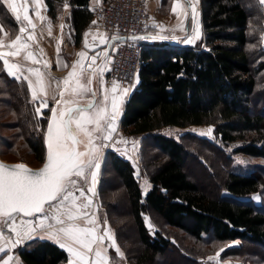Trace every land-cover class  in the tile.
<instances>
[{"label":"trees","instance_id":"trees-1","mask_svg":"<svg viewBox=\"0 0 264 264\" xmlns=\"http://www.w3.org/2000/svg\"><path fill=\"white\" fill-rule=\"evenodd\" d=\"M45 2L53 20L64 4L70 6L66 16L78 46L92 24L91 0ZM262 17L257 0H201L204 46L202 41L195 46L154 41L143 48L138 79L126 98L120 123L129 134L150 140L158 152L144 145L140 150L150 187L143 193L133 164L117 150H107L108 161L105 159L103 167L119 178L120 197L127 202L130 225L117 210H110L102 186L104 171L100 182L102 204L115 239L131 264H201L195 256L210 239L240 240L239 246L226 247L224 253L233 251L242 256L244 252L246 258L252 254L251 260L256 262L249 261L252 264L264 261V104L256 108L253 100L254 96L264 100L257 93L264 80ZM3 28L12 36L17 32L15 20L0 0V32ZM0 80V157L6 159L4 151L14 153V140L21 138L42 163L53 101L40 108V102L32 100L26 81L8 75L2 61ZM9 114L13 115L10 119H3ZM201 125L213 126V140L187 130L178 137L165 132V128ZM2 127L14 129V135L2 134ZM188 149L194 150L198 165L212 171L213 161L221 166L214 193L202 189L185 166ZM236 154L261 160L248 162V169L234 159ZM146 213L190 235L194 244L185 247L161 227L152 233ZM120 219L123 223L118 222ZM125 229L134 230L139 241L136 250L131 248L132 254ZM18 255L21 264L68 262L67 252L49 239L27 240Z\"/></svg>","mask_w":264,"mask_h":264},{"label":"snow or ice","instance_id":"snow-or-ice-1","mask_svg":"<svg viewBox=\"0 0 264 264\" xmlns=\"http://www.w3.org/2000/svg\"><path fill=\"white\" fill-rule=\"evenodd\" d=\"M6 3L16 21L21 24L19 32L21 34L27 32V36L22 38V35H15V38L7 45L0 40V48L10 49L0 51V61L8 75L20 80L22 76L20 66L10 62L8 57L19 56L22 50L29 48L28 41L35 39L36 26L28 15L27 7L23 8L24 14L21 21V6L15 0H6ZM34 3L39 8L40 0H34ZM188 3L192 8V19L195 21L197 15L195 7L191 0H188ZM257 3L260 11L264 12V0H257ZM175 11L176 9L173 8V12ZM34 14L39 19H44L38 11ZM29 28L32 31H28ZM261 30L264 31V29ZM199 38L200 33L197 27L190 36L186 37L185 42L192 43ZM85 46L87 47V44ZM79 55L84 57L85 53L81 52ZM24 58L31 59L33 63H39L31 51H26ZM96 58V56L91 58L93 63ZM44 66L48 67L46 62ZM77 67L81 68L79 75L76 71ZM72 68V72L63 81L65 89H69V81L76 77L75 87L70 89L71 94L81 96L91 93L94 99L86 105H80L75 100L64 99V92L60 93V100L53 96L55 104L59 107L50 109L51 116L46 133L47 155L43 168L31 171L23 164L11 168L0 164V254H3L0 255V262L2 264H10L13 260V256L7 255L9 250L35 238L52 240L68 252L70 256L68 264H110L109 247L123 258L124 254L117 246L111 229L105 227L102 232H99L97 218L86 210L93 203L87 193L95 195L96 170L100 167V149L110 146L97 145L95 141L113 139L112 134L116 131V116L128 89L121 90L119 96H109L103 87V75L105 70L110 71V69L102 66L94 70L92 74L95 76L98 72L100 77L102 99L96 101L97 93L91 88L92 77H88L86 83H81L82 65L77 62ZM28 71L35 80L29 76H23V80L31 90L32 100L35 101L39 98L38 90L40 92L45 90L44 74L35 68H29ZM118 87V84L113 83L111 93H115ZM40 107H48V102L41 100ZM37 111L40 112V108H37ZM211 133L212 128L209 127L200 135L209 136ZM117 143L126 144L127 141L121 139ZM133 147L135 148V144ZM137 175H139L138 172ZM89 176L91 186L85 190L80 181L87 182ZM76 193H79V196ZM78 200L81 201L79 204ZM52 209H55V213H51ZM27 217L34 219H25ZM49 220H55L56 225L61 227L57 228L48 223ZM103 223L106 225L107 221ZM6 232L14 233L15 239L6 236ZM105 240L110 242L108 246L104 245ZM111 264H118V262L113 258Z\"/></svg>","mask_w":264,"mask_h":264},{"label":"rangeland","instance_id":"rangeland-1","mask_svg":"<svg viewBox=\"0 0 264 264\" xmlns=\"http://www.w3.org/2000/svg\"><path fill=\"white\" fill-rule=\"evenodd\" d=\"M95 1V0H94ZM107 1V0H104ZM174 1L175 0H161V5H157V10L152 9L154 5V0H146L147 6L152 14V21L151 23H153L154 25H156L155 29L153 28V24L151 26V28L149 30H157L159 32L161 31H168V32H181L184 31V33L178 37L175 38L172 34H169L167 37L168 40L170 41H174L175 44L177 45H197L199 43H201L204 46L203 43V37H204V33H203V26H202V20H201V0H191V3L194 5L195 10H196V19L195 21L192 19V8L189 7V3L188 0H181L183 7L180 8V10H177L173 13V8H174ZM245 2V1H244ZM70 11V6L68 4H64L61 9L58 11V16L56 18V20H53L52 17L50 16V14L48 13L49 17L51 18V22H52V27L55 29L54 31H56L57 36L51 38L52 42V54L50 57L46 56V60L50 61L48 63H50V65L46 68L50 69V74L53 76H55L54 78L49 76L51 81L54 82V87H56L57 90H64V87H61V82L62 80L66 77H68L70 71H69V66L72 64V61L74 60L77 51H79L80 49L83 48V42L84 40H89V38L91 37V35H93V33H101V29L99 28L98 25V21L93 18L92 19V24L87 27L85 29V31L83 32V36H82V41L81 43L77 46L74 44V39H73V32L71 31L72 27H71V23L69 20V17L66 16ZM48 12V11H47ZM178 12V14H177ZM168 15V16H167ZM166 17H169V22L166 21ZM93 21H95V23H93ZM156 24H155V23ZM158 22V23H157ZM166 24V25H165ZM60 25L62 27H60ZM198 27L199 33H200V38L195 40L192 43H188L185 42L186 37L190 36L193 33V30L196 29ZM59 29V30H57ZM8 32V37H3L2 34H7ZM65 36H67V41H66V45L64 44L65 42ZM264 37V32L263 35ZM12 38L11 32L10 31H6L3 30L0 32V40H3V42L5 40H8ZM87 42V41H86ZM46 42H44V40H40L38 46L41 45L42 48L45 47ZM262 46L264 48V38H262ZM56 53H54V51H56ZM104 52V50H103ZM102 52V54H100V59H103V62L100 66V68L102 66L109 68L110 65V54L105 55ZM59 56V57H58ZM65 61L68 65L67 70H66V74L63 77H60V75L55 74L53 72V68H57V67H62L65 65ZM107 62V64H106ZM54 64L56 65V67L54 66ZM100 65V64H99ZM98 65V66H99ZM99 68V69H100ZM78 71L81 72V68L77 67ZM107 71V70H105ZM86 69H83V76L81 78V83H86L88 75L86 73ZM46 73V75L48 74V72H44ZM98 75L97 78L98 80V87H99V97L97 101H100L102 99L101 96V86L99 83L100 77L99 74L97 72L96 76ZM138 79V78H137ZM103 80H104V76H103ZM1 81V80H0ZM76 77H73L70 81H69V89H71L72 87H75L74 83L76 84ZM58 82H59V86H58ZM137 82V81H136ZM135 83H132V85L126 86V87H119L117 88L115 93H111V89L105 87V83L103 85L104 89L107 90L109 96L111 95H116L119 96L121 90L123 89H128L127 95L123 98L124 102L120 105L119 107V112L118 115L116 116V120H115V127H116V131L112 134L113 139L111 141H103V140H96V144L97 145H110V146H106V147H101L100 149V158H99V164L100 167L97 171V178H96V183H95V195H93L92 193L88 192L87 195L91 198V200L93 201L91 207H89L86 211L92 215L94 214L95 217L97 218V226H98V230L99 232H102L103 229L105 227L110 228L112 234L115 237V232H114V228L112 227L111 223H110V216L106 211V206H104L102 204V199L100 196V182H101V176H102V172H105V176L106 179L102 182V186L103 189L106 190L104 191L105 194V198L107 199V203L110 207V210L112 211H116L119 214H121V218H123L124 220H126V224L130 225L131 221H128V215H129V211L126 208L127 202L126 200H123L122 197H120L122 195V193L119 190V178L117 177V175L110 170L106 165L105 168L104 167V162L105 159L106 161L107 157L106 153L107 150L109 149H113V150H117L118 152H120L123 156H125L126 158H128L131 163L133 164L134 168H135V173L137 175V172L139 173V175H137L138 180L140 182L141 188L143 193H145L147 191V189L150 187V181L148 179L147 173H146V168L143 167L141 159H140V150L142 145H144L145 147H147L151 152L154 153H158L157 150L155 148H153V146L151 145L150 140L147 139H142L141 135H133V134H129L128 132L124 131L121 127V116H122V112H123V108L125 105V101L127 96L129 95V93L131 92L132 88L135 86ZM59 90V92H60ZM31 91V90H30ZM257 93H261V96H264V80H261L258 87H257ZM58 92V93H59ZM77 97V96H76ZM40 98V97H39ZM78 98V97H77ZM39 100V99H38ZM36 100V101H38ZM51 100V99H50ZM48 100V105H49V101ZM253 100L255 101V107L258 108L260 107V105H263L264 100L261 102V100L259 99V97L254 96ZM39 102V101H38ZM55 101L53 100V103ZM53 106V105H52ZM109 107H110V101H109ZM52 108V107H51ZM39 113H42V111H40ZM12 114L6 115L5 117H3V119L8 120L12 117ZM209 127L212 128V133L211 135L207 136L208 138L212 139V134H213V126L211 125H201V126H190V127H186V128H165V132L169 133V134H173L174 136L178 137V135L182 132V131H191V132H196V133H201L206 131ZM15 130L12 128H8V127H2V134H5L6 136L8 135H14ZM47 133V132H46ZM121 139L127 141V143H117V141H120ZM16 141V150H13L14 153L10 154V153H5L4 151V155L2 153V156H4V158H6L5 160L7 161H24L27 162L29 164H31L32 166H39L41 163L38 162L35 158L34 155L31 153V150L28 148V146L24 143V141L19 138L14 140ZM135 144V148L133 147V145ZM6 148H4L5 150ZM190 155H186V164L185 166L188 168V170L190 171V173L192 174V176L195 179H198L199 183L202 184V189H208V191H212V193H214V189L213 186H215L216 184H218L220 182V180L218 179V173H220V169L221 166H219V168L217 167V163L213 161V171L207 168L202 167V165H198L195 161V158H193V151L191 149H188ZM153 159V158H152ZM156 159V158H155ZM155 159L153 160V162L155 163ZM234 159L240 163L239 165L242 166H246L248 169L251 168V165L248 164V162H252V161H258L261 159L258 158H254V157H246L243 154H236L234 156ZM263 161V160H262ZM88 170H86L87 172ZM210 172V173H209ZM81 186L85 188V190L91 186V178L89 176L88 181H80ZM77 196H79V193H76ZM259 196V195H257ZM255 201H259L260 199L258 197H254ZM81 201H77V203L79 204ZM51 213H55V209L50 210ZM150 212V211H147ZM158 219H156L154 216L152 217L149 213H146L145 215V220L147 223V226L149 227V229L151 230V232L153 233L156 229L158 228H163V231L165 233L169 232L172 235H175L179 240H181L182 244L185 247H188V245H192L194 244L195 239L193 237H191L190 235L186 236V234L180 230L177 229L175 227L172 226H166L164 224V222H162L163 220L159 219V217H157ZM25 219H34L31 217H27ZM38 219V217L36 218ZM123 219H120L121 221H118L119 223L122 222ZM107 221V224L105 225L103 222ZM48 223H51L53 225H55V227L59 228L61 227V225H56L55 220H49ZM82 223V221H81ZM123 223V222H122ZM151 225V227H150ZM5 234H7L8 236H13L15 238V234L14 233H10V232H6ZM124 234L127 235L126 236V241L128 242V248L131 252V248L133 249H137L138 246V238L137 235L135 233L134 230L129 229V230H124ZM172 237V236H171ZM46 239V238H45ZM116 240V239H115ZM173 240V238H172ZM52 241V240H51ZM26 242V241H25ZM25 242L21 243L20 245H18L15 249H11L10 251H8L7 255L8 256H13V263L12 264H17V262H19V264H21V259L18 255V249L23 247V245L25 244ZM223 242V243H222ZM117 243V241H116ZM131 243V244H129ZM210 243V244H209ZM241 243L240 240H232L230 242H225V241H214L211 240L208 241V243H203V249L197 251L198 254H196V258L197 260H200L199 262L201 264H252L249 261L251 260V256L252 254H250L249 258H246V253L243 252V255H238L237 252H233L231 251L229 252H225L224 253V249L226 247H228V249H230L231 247H236L239 246V244ZM110 244L109 241L105 240L104 241V245L108 246ZM117 246L121 249V251L123 252L122 248L119 246V244L117 243ZM252 247H257L256 245H251ZM259 248V247H258ZM227 249V250H228ZM68 254V261H69V253ZM124 254V252H123ZM3 255V254H0ZM108 255L110 258V264H111V260L114 258L118 264H131L130 260L127 259V256L124 254L123 258L119 257L118 254L115 253L114 249H112L111 247L108 248ZM190 255V254H188ZM187 259L189 257L192 256H185ZM210 257H213L214 259H209ZM95 257L93 256V259ZM160 262V260L158 259V263ZM167 262V261H166ZM181 261H179L177 264H181ZM254 262V261H252ZM260 264L261 262L264 261H259ZM189 264L188 261H184L182 262V264ZM256 263V262H254ZM0 264H2V262H0ZM68 264V262H67Z\"/></svg>","mask_w":264,"mask_h":264},{"label":"built area","instance_id":"built-area-1","mask_svg":"<svg viewBox=\"0 0 264 264\" xmlns=\"http://www.w3.org/2000/svg\"><path fill=\"white\" fill-rule=\"evenodd\" d=\"M89 10L107 35L111 58L110 71L104 75L105 87L111 89L113 83L119 87L132 85L138 78L143 48L161 41L162 35L149 30L152 14L146 0H93Z\"/></svg>","mask_w":264,"mask_h":264},{"label":"crops","instance_id":"crops-1","mask_svg":"<svg viewBox=\"0 0 264 264\" xmlns=\"http://www.w3.org/2000/svg\"><path fill=\"white\" fill-rule=\"evenodd\" d=\"M93 1V0H91ZM148 1V0H147ZM1 2H3V4L5 5L6 9L8 10L9 14L11 15V17L15 20L16 22V25H17V32L15 35H22V38L26 37L27 36V32L26 33H23L21 34L19 32V27L21 26L20 23H18L15 19V16L14 14L10 11V9H8L7 7V3H6V0H1ZM15 2L21 6V12H20V15H21V21L23 20V8L24 7H27L28 9V15L30 16V18L33 20V23L35 24V30H34V34H35V39L32 40V41H28V44H29V48L27 50H22L21 54L19 56H16V57H8L9 61L10 62H13V63H16L20 66V71L22 73V76L21 78H23V76H29L31 79L35 80V77L32 76V74L28 71L29 68H35V69H39L41 71V73L44 74V79H45V90L43 92H40L38 90V98L37 100L40 102L41 100H50V101H53V96L56 97V99L58 100L59 97H60V93L62 91V89L60 90H57L56 87H54V82L51 81L50 77H55L54 75L52 76L50 74V69L46 68L44 65H45V62L47 63V65L49 66L50 61H47L46 60V56L50 57L51 54H52V40L51 38L53 37H56L57 36V33L56 31H54L55 29L51 26L52 25V22H51V18L49 17L48 15V12H47V5H46V2L45 0H40V6L39 8L36 7V4L34 3V0H15ZM174 8L177 10H180V8L183 7L182 5V2L181 0H175L174 1ZM154 5L152 9L155 8V10H157V5H161V0H154ZM38 11L40 16L44 17L43 20L39 19L38 17L35 16V12ZM174 13V12H173ZM178 14V12H177ZM168 16V15H167ZM169 17H166V21L169 22ZM26 24V22H23ZM155 23V22H154ZM158 23V22H157ZM153 24V23H152ZM156 24V23H155ZM166 25V24H165ZM61 27V25H60ZM156 28V25L153 24V28L152 29H155ZM49 29H50V32H49ZM3 30H6L5 28L2 29ZM59 30V29H57ZM7 31V30H6ZM28 31H32L31 28H29ZM155 32H159L157 30H154ZM159 33H162V35L160 36V39L161 40H164V41H168L169 43H172V44H175L174 41H170L168 40L167 37L169 34H172L175 38H178L180 37L184 31H181V32H175V33H172V32H168L166 30L164 31H161ZM8 32L7 34H2V36L5 38V37H8ZM15 35L12 36V38L8 39V40H5L3 43L5 45L9 44L14 38H15ZM40 40H44V42H46L45 44V47L42 48L41 45L38 46ZM66 41H67V36H65V42L64 44L66 45ZM87 41V42H86ZM84 40L83 42V48L86 52V54L88 55V59L86 61V63L82 66L83 69H86V73L87 75H89V73H92V71L89 69V64H96L99 60H100V54H102L103 50H104V54L106 52V48H105V45L107 43V35L106 33L102 32L99 34V33H93V35H91V37L89 38V40ZM84 43H87V47L84 46ZM99 44H104V47L101 48L100 50V54L99 55H96L95 52L97 50V45ZM176 45V44H175ZM185 45V44H184ZM96 47V49H94ZM10 49L8 48H0V51H9ZM81 50V49H80ZM26 51H31L34 55V57L36 58V60L39 61V63H33L31 59H25L24 56H25V52ZM56 51H54V53H56ZM78 52V51H77ZM110 54V53H108ZM77 56V54H76ZM76 56L74 58V60L72 61V64L69 66V71L72 72L73 68L72 66L77 64L76 62ZM93 56H96V60L95 62L93 63L92 62V57ZM59 57V56H58ZM111 58V57H110ZM103 62V59H101V62H100V65L97 67V70L100 68L101 64ZM54 66L56 67V65L54 64ZM67 63L65 61V65L62 66V67H57V68H53V72L55 74H59L60 77H63L64 78V75L66 74V70H67ZM48 72V74L46 75V73L44 72ZM77 71V74L79 75L80 74V71H78V69L76 70ZM107 71H104V75ZM103 75V76H104ZM89 77V76H88ZM66 79V77L62 80L61 82V87L64 86L63 84V81ZM76 82V81H75ZM75 85V84H74ZM59 92V93H58ZM90 93H86L84 95H81V96H74L70 93H68L67 97H66V100H75L77 101L78 103H80L81 105H84L85 103L82 101L84 99H87L88 96H89ZM55 105V102L53 103V106L54 107ZM41 108V107H40ZM41 111V110H40ZM51 115V113H50ZM6 236H8L7 234H5ZM12 239H15L13 236H11ZM10 251V250H9ZM7 258V257H5ZM13 263V260L10 262V264Z\"/></svg>","mask_w":264,"mask_h":264},{"label":"water","instance_id":"water-1","mask_svg":"<svg viewBox=\"0 0 264 264\" xmlns=\"http://www.w3.org/2000/svg\"><path fill=\"white\" fill-rule=\"evenodd\" d=\"M87 43H84V46L86 45ZM102 47H104V44L102 45V44H99V45H97V50H96V52H95V54L96 55H99L100 54V50H101V48ZM105 48H106V52L105 53H109V47L107 46V45H105ZM94 49H96V47L94 48ZM81 52H86L84 49H81V50H79L78 52H77V56H76V62H79L80 63V65H84L85 63H86V61H87V59H88V55L85 53V56L84 57H81L80 55H79V53H81ZM100 62H101V59L95 64H89V65H91V67H89V69L92 71V73H89V77L91 76L92 77V84H91V88L93 89V91H95L96 93H97V95H96V97H95V100L97 101L98 100V97H99V87H98V80H97V78H95V77H98V75L96 76H93L92 74H93V71L94 70H97V67H98V65L100 64ZM75 84V83H74ZM64 87V90H62L61 92H64V99H66V97H67V95H68V93H70V89H68V90H66L65 89V85L63 86ZM61 99V97H59V99L58 100H60ZM94 98L92 97V95H91V93L89 94V96H88V98L87 99H84V100H82L85 104L84 105H86L90 100H93ZM80 104V103H79ZM81 105V104H80ZM74 106V105H73ZM54 107H59L58 105H54ZM51 116V115H50ZM49 123V122H48ZM46 155H47V146H46V154H45V158H44V161L39 165V166H32L31 164H29V163H27V162H24V161H7V160H5V159H2L1 157H0V164H3L4 166H6V167H8V168H11V167H13V166H15V165H18V164H23V165H25L28 169H30L31 171H38V170H40L41 168H43V166H44V164H45V162H46Z\"/></svg>","mask_w":264,"mask_h":264}]
</instances>
